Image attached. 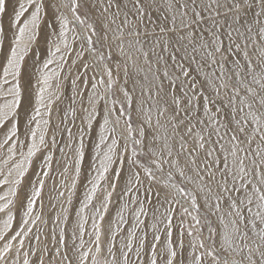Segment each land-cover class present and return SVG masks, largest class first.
<instances>
[{"label":"snow or ice","instance_id":"snow-or-ice-1","mask_svg":"<svg viewBox=\"0 0 264 264\" xmlns=\"http://www.w3.org/2000/svg\"><path fill=\"white\" fill-rule=\"evenodd\" d=\"M0 264H264V0H0Z\"/></svg>","mask_w":264,"mask_h":264}]
</instances>
